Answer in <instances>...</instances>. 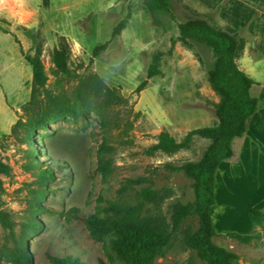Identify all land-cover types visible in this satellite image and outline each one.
Instances as JSON below:
<instances>
[{"label": "rangeland", "instance_id": "obj_1", "mask_svg": "<svg viewBox=\"0 0 264 264\" xmlns=\"http://www.w3.org/2000/svg\"><path fill=\"white\" fill-rule=\"evenodd\" d=\"M211 2L217 7L170 0L166 13L153 0H0V163L11 168L9 177L0 175V205L13 223L11 230L0 225V264H14L16 248L33 264L68 256L124 264L110 237H90L84 217L103 218L116 206L139 209L142 221L169 223L177 204L192 207V216L155 264H203L184 242L198 229L194 182L169 167L199 162L209 142L195 138L189 151L170 157L147 151L163 133L181 142L217 122L220 98L208 83L214 54L181 42L178 30L198 19L225 29L219 13L229 0ZM38 51L41 87L26 61ZM155 58L159 75L149 79ZM99 151L107 173L97 172ZM39 207L46 212L39 215ZM253 231L260 236L249 245L213 242L238 264H264L262 230ZM236 233L245 234L241 226Z\"/></svg>", "mask_w": 264, "mask_h": 264}, {"label": "trees", "instance_id": "obj_2", "mask_svg": "<svg viewBox=\"0 0 264 264\" xmlns=\"http://www.w3.org/2000/svg\"><path fill=\"white\" fill-rule=\"evenodd\" d=\"M156 7L169 13L170 0H153ZM123 27V26H122ZM121 27L118 29L120 30ZM179 40L183 43H195L207 47L214 54L215 64L208 73V83L212 91L220 98L216 107L217 122L210 128L198 129L190 132L181 142L167 133L159 136L157 144L147 151L148 156L161 154L174 156L191 149L195 138L209 142L202 158L196 163H187L180 167H169L171 171L183 172L194 182V206L198 217V229L193 234H187L184 242L188 249L195 252L203 264H238L236 257L214 244V239L226 237L240 244L249 245L260 236L259 232L250 235L237 233L219 234L214 226V208L218 192L217 176L220 166L233 157V145L238 139L244 138L251 119L258 113V100L252 96L251 89L256 83L238 66V60L247 45L245 30L237 31L229 26L225 29L213 26L208 20H191L178 26ZM104 47L94 50L97 57ZM41 53L35 57H27L26 61L32 69L35 86H43L46 82ZM56 63L61 66L56 57ZM159 60L154 59L148 72V78L159 75ZM146 83L138 88L142 92ZM104 151L97 153L100 174L108 172L105 164ZM11 168L0 163V175L9 177ZM52 176L45 175L41 182H49ZM44 198V197H43ZM143 201L151 200V193L144 192ZM142 205V204H141ZM139 209L125 210L116 206L105 209V217L98 214L84 217L83 222L95 242H101L104 237H110V250L124 264H155L156 259L163 258L172 246L175 237L181 232L183 224L192 216L190 206L177 204L172 209L169 223L164 221L147 222L139 218ZM43 207L38 208V214H44ZM123 215H120L122 214ZM248 218L253 229L261 228L264 240V210H251ZM0 225L11 230L13 223L9 215L2 211L0 205ZM38 233L40 226H32ZM14 264H33L31 257L16 248ZM50 264H84L78 258L68 256L64 258L49 257ZM100 264H105L101 262Z\"/></svg>", "mask_w": 264, "mask_h": 264}, {"label": "crops", "instance_id": "obj_3", "mask_svg": "<svg viewBox=\"0 0 264 264\" xmlns=\"http://www.w3.org/2000/svg\"><path fill=\"white\" fill-rule=\"evenodd\" d=\"M198 1L210 9L217 7L211 0ZM229 2L220 11L219 19L248 33L238 66L256 83L251 94L258 100L259 111L251 119L245 137L234 142L233 157L218 171L214 226L219 234L236 233L241 226L244 235H249L253 225L248 212L264 210V0Z\"/></svg>", "mask_w": 264, "mask_h": 264}]
</instances>
